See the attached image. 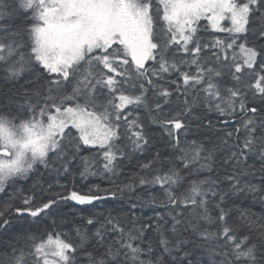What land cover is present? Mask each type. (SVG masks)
<instances>
[{"label":"snow or ice","instance_id":"snow-or-ice-1","mask_svg":"<svg viewBox=\"0 0 264 264\" xmlns=\"http://www.w3.org/2000/svg\"><path fill=\"white\" fill-rule=\"evenodd\" d=\"M0 264H264V0H0Z\"/></svg>","mask_w":264,"mask_h":264},{"label":"trees","instance_id":"trees-1","mask_svg":"<svg viewBox=\"0 0 264 264\" xmlns=\"http://www.w3.org/2000/svg\"><path fill=\"white\" fill-rule=\"evenodd\" d=\"M201 23L204 24V23H206V22L202 21ZM208 35H209L208 33L205 34L206 37H207ZM215 35H221V36H223L224 34L215 33ZM97 182L99 183L100 181L97 179ZM101 186H102V187H107V186H108V185H107V182L103 183ZM254 211L259 212V207L257 206V208L254 209Z\"/></svg>","mask_w":264,"mask_h":264},{"label":"rangeland","instance_id":"rangeland-1","mask_svg":"<svg viewBox=\"0 0 264 264\" xmlns=\"http://www.w3.org/2000/svg\"><path fill=\"white\" fill-rule=\"evenodd\" d=\"M225 23H227V22H225Z\"/></svg>","mask_w":264,"mask_h":264}]
</instances>
